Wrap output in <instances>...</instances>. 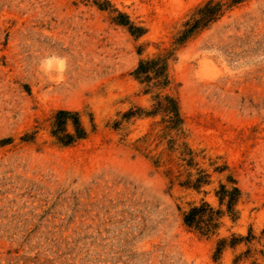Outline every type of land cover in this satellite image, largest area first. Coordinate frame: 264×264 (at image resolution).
I'll list each match as a JSON object with an SVG mask.
<instances>
[{"label": "rangeland", "instance_id": "1", "mask_svg": "<svg viewBox=\"0 0 264 264\" xmlns=\"http://www.w3.org/2000/svg\"><path fill=\"white\" fill-rule=\"evenodd\" d=\"M208 1L0 0V264H264V0Z\"/></svg>", "mask_w": 264, "mask_h": 264}, {"label": "trees", "instance_id": "2", "mask_svg": "<svg viewBox=\"0 0 264 264\" xmlns=\"http://www.w3.org/2000/svg\"><path fill=\"white\" fill-rule=\"evenodd\" d=\"M246 0H230L227 7H231L240 4ZM225 7V4L216 2L215 0H209L201 8H199L194 16L185 23V29L180 33L179 37L175 40V44L184 43L190 36L196 31L207 26L211 22L215 21L221 14ZM166 59L158 58L145 63H140L139 67L135 71V75L138 79L146 82H150L152 79H159L164 76L166 70ZM153 75V76H151ZM71 120L75 129V134H69L66 131L67 122ZM53 136L56 137L60 144L69 146L76 140L85 138L86 134L84 129L78 120L76 113L72 114L67 111H59L54 120L53 124ZM239 193L237 189H233L231 193L225 191V188L221 187L222 202L225 196L229 197L228 200V211L232 209V205L236 200V195ZM220 215V212H214L212 208L206 203H203L199 207H193L184 214V223L191 228H194L201 233L208 235L215 228L216 225L213 223L216 217Z\"/></svg>", "mask_w": 264, "mask_h": 264}]
</instances>
